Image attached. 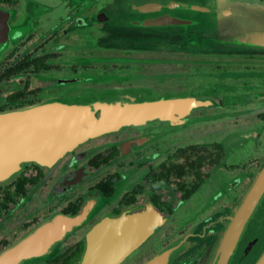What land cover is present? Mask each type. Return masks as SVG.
Returning <instances> with one entry per match:
<instances>
[{
	"label": "flooded vegetation",
	"instance_id": "1",
	"mask_svg": "<svg viewBox=\"0 0 264 264\" xmlns=\"http://www.w3.org/2000/svg\"><path fill=\"white\" fill-rule=\"evenodd\" d=\"M152 1L161 7L154 11H142L138 8V5ZM172 1L197 3L202 6L211 3L209 0H114L116 3L115 10L111 12L112 16H106L107 11L99 9L103 18L97 19L96 23L105 26L117 21L121 24H117V27L123 29L121 34L124 35V45L139 54L136 77L130 75L127 82H140L144 85L151 81L157 85L154 88L149 85L138 87L132 83L128 86L129 89L125 88L135 101L196 98L205 99V103L186 111L179 123L178 120L164 118L154 119L143 125H126L122 129L89 137L76 144L64 153L52 168L32 161L6 179L0 180V230L7 224L9 217L17 218L15 213L20 207L25 209L26 203L34 201L35 190H38L35 186L39 184V189L46 187V190L38 193L39 204L35 210L27 208L24 211L21 225L32 229L34 223H28L43 214L41 223L57 220L50 231L52 235L64 233L71 228L64 237V243L70 239L69 244L63 246L58 253L51 256L41 253L42 256L32 257L25 264H44L64 252H74L79 244L84 243L83 253L77 263L80 264L90 229L102 219L117 218L141 202L154 208L162 217V221L160 226L126 257L145 240L159 232L167 216H176L173 224L175 228H190L185 232L183 239L177 242L188 245L180 254L189 257L191 252L188 254V250L191 246L202 243L210 236L212 230L217 232L223 226L225 220H208L211 211L214 208L219 211V206L222 205L223 218L226 219L230 214L231 208L225 202L228 196L234 199L237 181L243 180L239 174L243 164L239 162H243L248 155L256 154L255 149L264 147V95L253 91L255 88L236 93H204L200 91L198 82L188 79V69H178L181 68L179 61L167 65L177 74L164 73L152 78L147 74L149 68L157 62L151 59L150 52H145L143 42L138 39L150 33L151 29L155 31L160 27L148 25L145 21L150 17L164 14L183 17L185 9L171 8L168 4ZM97 2L98 0L0 1V9L8 12H0V18H5L6 25V39L0 41V49L4 48L5 43L10 47L14 42V35H22L23 31L28 35L41 34L48 38L52 35H67L68 27L64 26L69 22L79 23L81 17L77 15L80 10H88ZM241 2L253 7L264 3V0H219L218 4L233 5ZM189 17L187 18L194 21L193 25L198 24L197 16ZM49 42L50 39L47 43ZM51 46L49 44L47 50L30 52L19 59H15L17 55H14L12 48L8 53L10 59L4 61L6 67H0V89L3 84L13 83L14 78L27 70L36 74H49L53 69H58L60 66L56 63V58L60 55L57 50L49 49ZM6 47L2 55L6 54ZM19 66L25 67L14 72ZM255 74L256 72L250 74L253 83L259 78ZM222 75L227 76L218 79L232 78L228 74ZM71 76L82 79L77 72ZM119 81L116 78L114 80L115 83H122ZM22 83L23 85L16 89L11 88L0 93V97L4 99L0 102V113L47 101L43 99L45 97H40L45 92L39 81L27 77ZM62 94L59 93V96ZM183 126H194L193 129L198 131L174 133L177 127ZM95 139L99 141L89 143ZM216 147L220 150L219 157L215 154ZM211 152L213 155L209 156ZM129 156V160L125 161ZM257 174H254L253 179ZM9 179L10 181L6 182ZM64 218L73 221L72 227L63 220ZM252 221L255 223V229L264 228V196L251 215L246 230ZM85 228L87 231L84 235L71 242L75 234ZM15 232L14 230V234ZM16 238L17 236L14 240ZM9 239L10 237H3L0 239V245L7 246ZM238 243V248L236 246L233 252L235 256L230 258L229 264H254L264 251V242L261 243L255 235L247 239L244 233Z\"/></svg>",
	"mask_w": 264,
	"mask_h": 264
},
{
	"label": "water",
	"instance_id": "2",
	"mask_svg": "<svg viewBox=\"0 0 264 264\" xmlns=\"http://www.w3.org/2000/svg\"><path fill=\"white\" fill-rule=\"evenodd\" d=\"M192 5L187 7L174 5L171 8L207 13L216 11L208 6L200 8ZM217 10L221 12L219 24L222 17L225 18L222 29L234 34L226 40L220 38L221 41L264 47V28L255 22L261 17L260 11L242 3L225 5L220 10L218 7ZM3 11L4 14L8 13L0 9V12ZM262 17L264 18V14ZM193 23L194 21L189 19L188 22L178 24H147L158 27L186 26ZM218 31L219 27H217ZM0 33V41H4L5 18H0ZM114 91L111 90L109 92L111 94L96 95L93 99L86 95L79 101L73 99L45 101L27 108L0 113V180L6 179L32 161L52 168L64 153L89 137L119 130L126 125H143L154 119L170 118L174 121L178 120L179 123L186 111L203 105L202 99L196 98L133 102L135 100L132 97L114 99ZM263 196L264 165L230 216V221L222 231L220 239L214 243L211 259L204 258L198 264H212L220 249L222 252L217 264H229L239 238L246 231V225ZM67 221L72 227L73 221ZM161 221L162 217L158 212L145 202L131 207L117 218L102 219L89 231L80 264L120 263L160 226ZM52 224H54L53 220L41 223L0 252V264H25L37 254H50L57 250L64 243V237L71 228L64 233L52 235L49 233ZM173 251L174 247L162 251L145 264H161ZM255 264H264V252Z\"/></svg>",
	"mask_w": 264,
	"mask_h": 264
},
{
	"label": "rangeland",
	"instance_id": "3",
	"mask_svg": "<svg viewBox=\"0 0 264 264\" xmlns=\"http://www.w3.org/2000/svg\"><path fill=\"white\" fill-rule=\"evenodd\" d=\"M113 1L114 0H98V2L92 8L88 10H80L81 12L78 13L77 17H81V21L79 23L75 22L74 24L69 22L68 25L64 26L68 27L67 35H52L48 38V36H43L41 34L34 36L32 34L28 35L25 34L24 31L22 35H14L13 44H11L9 47V44L6 45L5 43L4 48L0 49V67H6L4 61L6 59H10L8 53L12 48H14V55H17V58H15V56L14 58L19 59L30 52H43L48 49L49 44L52 45L49 49L57 50L58 55H60L58 58H56V63H58L60 67L58 69H53L49 74H44L41 72L36 74L32 70H27L17 78H14L13 83L3 84L2 88L0 89V93H4V91L7 89H16L22 86V81L27 77L31 80L34 78L35 81H39V83H41V87L45 94L41 95L40 97H45L43 99L47 101H68V98L79 101L86 95L93 99L96 95L108 94L111 90H115L113 93H118L125 88L129 89L130 87L128 86L132 85V83L138 87L145 85H149L151 88L156 87L157 85L151 81L144 83V85L140 84V82H127L130 75H133L134 78L136 77L135 74L138 72L137 68L140 61L139 54L129 46L126 47L124 45V35L121 34L123 29L118 28L120 26L117 27V24H119L117 21H113L112 24L105 26H101V24L96 23L98 21L97 19L103 18V13L100 11L102 9L107 11L106 16L107 14L112 16L111 12L115 10L114 6L116 3ZM111 2L114 4L111 5ZM209 2L211 3L207 6L211 9H216V11L211 13L188 11V13L191 15H197L201 18L202 23L191 25L192 27L195 26L196 29L191 32L193 33V36L190 38L193 40H201L199 42V48H201V51L189 50L186 53L178 56L175 61L172 60L169 63L179 61L181 64L179 67L181 68L178 69L182 71L188 69V79H193V81L198 82L200 91L204 93H236L239 91H245L247 89L253 90V88H255L253 91L264 94V88L257 87V80L255 79L254 83L252 80H250L251 73L254 74L257 70L264 69V50H258L256 47L252 46L248 48L244 45L242 46L243 48L239 46H232L227 50H204V48H206L208 45V42L206 36L202 35L212 31V29L222 27L224 25L223 20L225 19L222 17L223 24H218L219 19H221L219 18V14L221 12H219L217 8L219 7L220 10L225 5H218L219 0L217 2H215V0H209ZM208 14H212L210 17L211 19L206 18ZM106 16L104 19H106ZM204 28L206 29L199 30ZM58 29H60V27ZM48 39H50L49 43H47ZM145 40L148 44H151L155 41L150 36H146ZM5 47L7 48V52L6 54L2 55L4 53L3 51L5 50ZM169 63H157L149 68L147 74L152 78L153 76L158 75V73H171L173 71L167 67ZM69 70H71V73ZM76 72L82 79H77L74 76H71V74H75ZM223 73L228 74L232 78L218 79L219 77L227 76L222 75ZM182 76L185 77L183 74ZM233 77H235L237 80ZM115 78L119 79V82L122 83H115ZM191 86L193 87L194 85ZM58 92L63 94L59 96ZM3 101L4 99L0 97V102ZM197 122L201 123L200 121ZM177 128L178 129L174 131L176 134L180 133V131L187 133H194L195 131H198V129H193L194 126H183ZM97 141H99V139L91 140L89 143L94 144L97 143ZM152 144L155 145L156 143ZM255 150L257 155H248L244 158L243 162H239L243 164V167L239 172L240 176L242 175L243 180L241 181V179H238L237 181V189L235 190L236 192L233 193L234 199H231V196H228L227 201L225 202V204H228V206L231 208L230 214L226 216V219L223 218L221 212L222 205L219 206V211L217 208H214L211 211V216L208 220L210 221L211 219L215 218H218L219 221L225 220L222 224L223 226L221 229H217V232L212 230L210 232V236L207 237L202 243L191 246L188 250V254L191 252L189 257L180 254V252H182L188 245L185 243L178 244L177 242L180 241V239H183L185 232H187L190 228L187 226H179L175 228L173 224L176 220V216L171 218L167 216L162 229L152 237L145 240L119 264H145L162 251L172 247H174V251L168 256L167 259L161 262V264H198L204 258H207L208 260L211 259L210 256L214 243L220 239L222 231L226 228L230 221V216L233 214L234 210H236L242 198L252 185L255 179V177L253 179L254 174L259 173V171L262 169V166L264 165V147ZM129 158L130 156L126 157L125 161H128ZM8 181H10V179L6 182ZM39 185L35 186V188L38 190H35L36 197L34 198V201L32 203H26L25 209L20 207L18 212L15 213L17 218H14V216L11 218L9 217L7 224L2 226V230H0V239H3V237H10V239L8 240L9 244L7 246L2 247L3 245H0V252L28 234L43 221L41 220L43 214H41L38 218L33 219L28 223H34L32 226L34 228L31 229V227H29L26 229V227L21 225L24 211L27 208L35 210L39 204V196H37L38 193H42V191L46 190V187L39 189ZM45 185L48 186V184ZM37 222L38 224H36ZM254 225L255 223H253V221L249 223L248 230L244 232L246 238L248 239L255 235L260 239V242L263 243L264 228L258 230L259 228L255 229ZM86 229L87 228L78 231L72 238L73 240L71 239V242L74 241L76 237L78 238L79 236L84 235V233L87 231ZM14 230L16 231L15 234ZM8 234H10V236ZM16 236L17 238L14 240V237ZM241 239L242 235L239 238V242ZM69 242L70 239L66 240L65 243L60 245L57 250H54L49 255L51 256L58 253L60 249L63 246L65 247L68 245ZM238 245L239 243L237 244L236 248H238ZM36 256H42V254H37L34 257ZM234 256L235 254H233L231 258H234Z\"/></svg>",
	"mask_w": 264,
	"mask_h": 264
},
{
	"label": "crops",
	"instance_id": "4",
	"mask_svg": "<svg viewBox=\"0 0 264 264\" xmlns=\"http://www.w3.org/2000/svg\"><path fill=\"white\" fill-rule=\"evenodd\" d=\"M241 3L244 4L243 2ZM252 8H254V10L261 12V17L258 18L255 22L258 23L257 24L258 26L264 28V18L262 17V15L264 14V3H261L259 6H253ZM184 11L186 13L182 14L183 17L190 18L189 16H192L190 13H188V11H191V10L185 9ZM211 15L212 14H208L206 18H210ZM197 18L199 20L198 23H202L201 18L199 16H197ZM218 24H219V21H218ZM221 24H223V21L220 22V25ZM191 25L180 26V27L178 25L160 26L156 28L155 31L154 29H151V32L153 33V35L151 32L150 33L148 32L146 35H144L142 38L140 37L138 40L143 42V45L145 46L144 49L146 50L145 52L151 53V59L153 61H156L158 64L159 63L167 64L171 62L172 60L175 61V59H177L178 56L186 53L189 50L201 51V48H199V42L201 40L200 39H197V40L190 39L193 36V33L191 32H193L196 29L195 26L192 27ZM206 28L199 29V30H205ZM226 28L227 27L225 25V29ZM182 34H184L185 36ZM233 35H234L233 33H229L223 30L222 27L219 28L218 32H217V29L216 30L212 29V31L202 35V36H206V39L208 42V45L206 46V48H204V50H209V49L227 50L229 47H232V46L242 47L243 45L247 46L248 48L252 46V47H256V49H264L263 46H258V45L234 44L231 42L226 43V42L221 41L223 39L226 40V38L228 37H233ZM146 36L152 37L155 41L151 44H148L145 40ZM159 74L160 73H158V75ZM161 75H164V73H161ZM255 76L259 77L258 79H256L257 85H259L257 87L264 88V86H261V85H264V69L257 70Z\"/></svg>",
	"mask_w": 264,
	"mask_h": 264
},
{
	"label": "bare ground",
	"instance_id": "5",
	"mask_svg": "<svg viewBox=\"0 0 264 264\" xmlns=\"http://www.w3.org/2000/svg\"><path fill=\"white\" fill-rule=\"evenodd\" d=\"M191 4H193L192 6H197V7H200V8H204V6H201V5L197 4V3H187V2H181V1H179V2L172 1V2L169 3V6L181 5V6H186L187 7L188 5L191 6ZM160 7H161L160 4H158L157 2H153V1L152 2H149V3L142 4V5H138V8L140 10H142V11H145V10L146 11H154V10L159 9ZM188 21H189V19L184 18V17H179V16H173V15H169V14H164V15H159L157 17H153V18L150 17L145 22L146 23H159V24H164V23H175V24H178V23H183V22H188ZM113 95H114V99H129V98H131L130 97L131 95H129V93L127 92L126 89L121 90L118 93H114ZM102 98L103 99H107L105 97H102ZM174 100H177V99H174ZM205 101H206L205 99H202V102L203 103H201V104H204ZM133 102H141V101H133ZM173 112H175V110ZM59 220H61V219H59ZM63 220H66L67 221L69 219H67V218L65 219L64 218ZM50 221H52V220H50ZM53 221H54V223H56L57 220L54 219ZM67 223H68V221H67ZM53 228H54V224H52V227H51L50 231ZM50 231H49V233H50ZM221 252L222 251L220 249L219 253L216 255V260L214 259V261H213L212 264H217L218 263V261L220 260Z\"/></svg>",
	"mask_w": 264,
	"mask_h": 264
},
{
	"label": "trees",
	"instance_id": "6",
	"mask_svg": "<svg viewBox=\"0 0 264 264\" xmlns=\"http://www.w3.org/2000/svg\"><path fill=\"white\" fill-rule=\"evenodd\" d=\"M0 1H7V2H9L11 0H0ZM24 67L25 66H19L16 70L14 69V72L19 71V70H21ZM219 151L220 150H218V148L216 147L215 154L218 157L220 156ZM212 155H213V153L211 152L209 154V156H212ZM83 249H84V243H81V244H79L77 246V248L75 249L74 252H72V253L64 252L62 255H60V256H58L56 258H53L51 260H48L44 264H77L79 262V260H80V257L82 255V253H83Z\"/></svg>",
	"mask_w": 264,
	"mask_h": 264
}]
</instances>
